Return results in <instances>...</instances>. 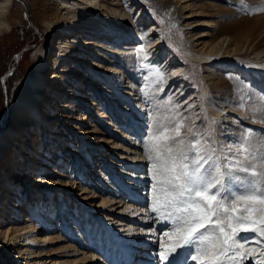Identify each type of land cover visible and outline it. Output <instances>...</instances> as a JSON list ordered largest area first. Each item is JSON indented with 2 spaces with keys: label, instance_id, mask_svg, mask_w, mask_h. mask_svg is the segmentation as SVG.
Instances as JSON below:
<instances>
[{
  "label": "rangeland",
  "instance_id": "rangeland-1",
  "mask_svg": "<svg viewBox=\"0 0 264 264\" xmlns=\"http://www.w3.org/2000/svg\"><path fill=\"white\" fill-rule=\"evenodd\" d=\"M14 1L13 25L9 31L5 30L3 34L0 35V142L7 128L13 127L14 117L12 114V106L16 92L15 87H18L20 82L29 75H35V59L41 54L46 55L48 60L52 58L51 55L54 52L53 45L58 35L54 34L52 36V34L47 31L44 26V20L47 16H51L50 18L53 17L54 19L62 18L61 13H59L60 10L58 6H56L57 2L54 0ZM119 2L123 8V10L121 9L122 13L126 14L125 21H127L128 31L137 35L136 38H134L136 40H133L134 42L136 41V49L115 60L118 63L117 66L111 64V56L113 55L108 56V60L111 61L110 64L116 68L118 67L122 72L116 73L120 76V80L113 78L112 71L104 75L98 70L89 68L91 72L100 73L102 83L105 87H108L107 90L111 89L120 94L119 91L115 90L118 88L117 85L120 87L128 86V88L126 87L123 89L125 93L119 95L121 98L119 96L116 98V100L120 98V100L118 99L120 102L116 101V103L120 106L122 105L120 108L126 112L124 116H122L123 112L119 109V106L116 104L112 105L113 103L110 105L111 107H108V112L106 111L107 115L115 124V126L110 129H112V131H119L117 133L116 131H113L114 133L109 131L110 134L108 133L107 136L116 138V142L118 143L116 144L118 146L115 149L106 147V149L102 148V150H99L93 146H84L81 144L82 142L73 135V140L76 144L70 141L68 143L58 144L62 150V152L59 153H62V158H72V160L75 157H80L81 159L77 158L80 160L79 162L88 168V172L84 171L85 173L93 174V172H97V169L101 170V166L99 167V165L101 164L100 162H102L101 168L104 167L103 173H107V175H102L101 179H104L105 176L111 179L112 181L108 182V184L112 183L114 187L116 185V177L112 175L108 176L110 174L109 168H113V170L118 169V171L122 169L127 170L128 174L123 171V176L132 175L136 171L134 168L136 167V163L129 162L128 158L130 159L132 157L136 160L138 159L136 155L140 154V162L144 163L143 168L146 170L145 175L148 174L150 180L145 183L147 187L146 193L148 194H146V202L148 204L145 202L142 208L147 212L143 211L142 213L140 211L141 213L139 214L146 215L147 213L148 216H151L149 222L151 226L147 229L154 230L158 228L160 224L157 219L163 218H156L155 214L149 210L152 202V167L151 162L148 161L147 157L144 155L143 142L152 131L153 124L156 121L167 123V118L169 117L183 119L185 127L182 130L181 138L185 139L186 142L197 139L201 144H205L207 146V154L212 157V160L215 161L222 170L227 167L229 163L238 161L243 167L247 166L250 162L256 163L261 158H264V67H261L264 66V11L261 10L264 9V0H119ZM110 14L113 17V14ZM28 15L32 22H29ZM230 38L232 39L230 41L231 45L229 48H226ZM129 39H131V35ZM224 39H226L225 44L223 42ZM223 44L224 48L222 49ZM43 45L48 47L50 51L49 49L43 50V48L40 50ZM190 45L204 55H212L213 57L217 55V57H220L222 53L223 56L232 55L233 57H241L249 59L250 61L260 62L254 66L245 67L244 69L233 66L227 62L220 63L217 60L205 64L201 61L199 62V60L190 58L186 51V48L188 46L190 47ZM51 52L52 54H50ZM69 55L71 54L69 53ZM210 59H212V57ZM52 68L53 67L50 65L45 72L44 81L47 82L48 76L54 71ZM114 72H116V70ZM118 80L120 82H118ZM85 82H88L87 77L82 76L79 80V84ZM90 83L92 84L91 81L89 84ZM89 88H93L97 91L96 87L89 86ZM63 90L66 89H62V91L58 93H64ZM99 90L100 89H98V91ZM47 91L48 88L43 87V92L45 93ZM68 92L69 91H66V94ZM114 93L115 92L109 94L100 93V110L98 112L105 111V104L113 99L112 96H114ZM133 97H140V102H135ZM70 98L73 97L70 96ZM210 100H214L217 104L218 114H212L210 111L211 108H208V101ZM82 103H84L86 110L83 109V112L80 113L78 111L79 108H77L76 112H73L82 116L80 119L82 122L78 123V129L83 131L85 135L93 128H96V131H104V129H107L108 127L102 122L107 119L96 117V115L98 116L97 113H91V109L94 108L89 105V102ZM40 119L41 115L37 120L39 121ZM45 121L48 120L42 118L39 123L36 122V128L35 126L30 127L25 135H29L31 137L30 140H33L35 138V132L36 135L39 134V129L43 127L41 122ZM90 121H92V124L94 123V127H90ZM44 126L46 131L51 127V125L45 124ZM139 127H142L143 130L141 131ZM188 128L193 129V132L196 133L195 137L188 132ZM54 129L53 132L49 131L51 137L54 136L53 133L58 132V128ZM120 132H123V134H120ZM72 133L78 134V132L75 131ZM96 135L100 136V134L93 133L92 137H96ZM124 135L126 138H124ZM51 137L42 136L41 138H46L47 141H49ZM111 137L105 139L106 137L103 136L97 138V140L105 139L102 144L108 146V141ZM16 142L17 140L14 142L12 141L6 151H0V176L2 174H7V172L5 173V169H8L9 165L13 166L16 162L10 158L13 152L17 151L19 154V149L25 148L20 146L18 142L16 144ZM44 144V148H46L50 155L52 154L51 156L56 158L57 156L54 155V147L49 146L47 142H44ZM77 144H79L78 147ZM122 146H125V148L127 147L128 150L126 153L123 152L125 149L122 148ZM70 147L80 148L82 150V155L73 156L69 151ZM89 149L94 152L97 150V152L89 156V154H87ZM243 149H247V151H243ZM105 150L108 151L105 153V155L108 156L106 157V161L109 162V159H113L114 163L118 165H112L110 163H106L107 166L105 165V159L103 160L104 156L101 153V151ZM27 152L29 154L31 153L30 147H28ZM29 154L26 155V158ZM118 154H122L123 159L117 156ZM246 155L249 156L248 160L245 159ZM24 156L25 155L21 153L20 159L24 158ZM56 159L58 165L50 162L48 163L47 161L45 162L49 164V166L60 168V164H63L61 163V158L58 157ZM75 162L77 161L69 165V170L65 171L68 177L47 173L49 168L36 165L35 169L46 172V175H43L46 179H54L57 177L63 178L64 181L60 186L58 185V189H47V195L42 193L40 195L42 199L38 200L39 197H35L33 192H35V190L42 192L43 190L40 188L33 189V187H31V182L27 183L23 179L20 185L25 188H18L21 198L17 203L23 204L26 207L28 206V212L24 213L19 210L14 212L13 207L10 206L11 212L8 209L9 211H4V213H10L14 218H24L20 220L21 222L30 219L34 225L50 230L52 227L56 226H51L47 223V220L45 221V225H43V221L40 220L38 206H36L35 202L39 204L43 202L48 207L50 206V208H48L49 216L55 218L58 223L60 222V214L63 210L62 207L65 208L69 205H86V202L90 200L89 204H94L96 206V204L101 202L102 198H107L112 202L116 201L118 204H125L122 200H117L118 197H116V200L111 196L106 197L107 194L109 195V193L112 192L110 189L106 190L110 186L102 184L100 187L101 181H98L100 176L96 178L97 183H95L89 180L90 178H88L87 174L78 173L75 168ZM98 162L100 163L99 165ZM23 163H21V165ZM32 166V162H27L25 170L27 168L31 169ZM105 167L108 169H105ZM256 169L257 171H264L258 163L256 164ZM242 172L243 171L236 170L233 175L239 177L248 176V178H246L249 180L251 176ZM21 174L23 175L24 172ZM123 176L121 177L123 178ZM86 179L87 183H84ZM251 179L264 181V177H251ZM2 180L11 181L10 178L5 176ZM18 180L21 181V178H18ZM65 181L79 182L76 184L79 185L78 187L84 190L87 189V192L82 195L91 198H88L87 201H85V199L79 200V195H81L83 190H79L73 183H71L72 185L70 184V186L75 185L73 190H76V187L77 190L66 193L70 186L65 184ZM0 187L3 186L0 185ZM237 187L241 188V190H246L249 189L250 186L247 182L242 184V181L233 180L231 184H227L226 182V188H222L221 192L223 194L224 191L227 190L236 194L234 190ZM142 191H145V189ZM3 192L4 191H2V193ZM57 192H59L61 196H59ZM61 197L66 199L62 200L60 199ZM79 202H82V204L79 205ZM60 203L61 205L59 206ZM90 207L91 206L87 207L84 214L85 217H90L91 212L95 211V209L93 211L89 210ZM69 209L75 213L77 212V214L80 212L79 209L77 211L75 207H70ZM1 213L2 212H0V216ZM14 213H16L17 216L14 215ZM6 217L8 218V216L5 215L4 218ZM81 218L83 217L78 216L77 221L80 228H82V225H85ZM79 219L81 221H79ZM0 222L4 221L0 219ZM64 226L65 225L61 228V230H63V239L68 240V242H56V244L52 246L44 247L45 250L48 251H46V255L49 256L44 258V260H46L48 264H52L53 262H57L58 264L103 263L104 258L96 256V252L90 251L88 255L91 254L87 256V258H82V256L87 254H79L84 253L85 244L87 242L86 238L89 236L91 237L92 232L98 229L96 225L93 228H90L91 226L87 227L86 232L88 235H85L86 238L77 243L72 241L73 237L71 238V236L74 235L72 227L67 226V228H65ZM165 227L169 229L163 230ZM171 227V223L167 221L164 227L161 228L163 231L159 229L158 234H156L158 235L157 237L152 233L148 235L152 236L150 239L155 238L158 240L149 242L150 244L158 243V248L154 251L156 254L161 251L160 244L167 242L164 233L165 231H171ZM88 228L92 230L88 232ZM67 229L68 231H66ZM54 233L58 234L59 232L54 231ZM161 237L163 240L160 239ZM99 239L98 243L100 242ZM4 240L5 239L1 238L0 243H3ZM105 240L111 245L114 242L108 236H106ZM140 244L144 246L142 243ZM65 245H69L70 247L73 246L74 249ZM113 247L119 250L118 246ZM177 250L176 253L171 255V264H173L172 261L177 256V252L179 251ZM121 255H123L122 252ZM5 256L4 254V257ZM185 256L184 264H196V262L191 260L188 251L185 252ZM109 257L110 259L116 260L118 258V253L113 251ZM6 259L0 257V264H15V261L12 262L9 259L7 261ZM91 259H93L92 262ZM237 259L243 264V260H241L242 257H238ZM107 264H110V262ZM118 264L122 263L120 262Z\"/></svg>",
  "mask_w": 264,
  "mask_h": 264
},
{
  "label": "bare ground",
  "instance_id": "bare-ground-1",
  "mask_svg": "<svg viewBox=\"0 0 264 264\" xmlns=\"http://www.w3.org/2000/svg\"><path fill=\"white\" fill-rule=\"evenodd\" d=\"M54 1L57 2L56 6H58L59 8L60 10L59 13H61L62 18L54 19L53 17L50 18L51 16H47L46 19L44 20V26L46 27L47 31L50 34H52V36L54 34L58 35L56 37L55 44L53 45V50H56V54L54 55L55 58L53 59L52 57L51 59L48 60L46 55L41 54L38 58L35 59V63H34L35 75L33 76L29 75L20 82L18 87L17 86L15 87L16 92L12 106L13 107L12 114L14 117L13 127L7 128L0 142L1 152L6 151L10 143L16 140L18 143H20V146L25 147L23 149L22 148L19 149V154L17 151L13 152V155L10 156V158L11 160H15L17 163L16 162L14 164L12 163L13 166L9 165V168L5 169V173L7 172V174L5 175L2 174L0 176V185L3 186L0 187V212H2L0 219L1 221L7 222V223L0 222V240L1 238L5 239L3 243H0V257L5 259L7 258L6 259L7 261L8 259L11 260L12 262L15 261V264H48L47 261L44 260V258L49 257L46 255L48 251L45 250L44 247L50 245L52 246L53 244H56V242H64V241L68 242V240L63 239L64 237L63 230H61L63 225H65L64 226L65 228H67V226L72 227V229L74 230L73 236L75 238L74 237L72 238V236L71 238L72 241L76 243L86 238L85 235H88L86 232L87 227L91 226L90 228H93L96 225L98 229L92 232L93 238L91 234V237L89 236L86 240L87 244L93 245L92 248H97L99 250L106 249V243H104V241H100L98 243V239L101 237L100 236L101 234H99V236L97 234L98 232L99 233L107 232L106 235L104 236V239L106 238V236H108L111 238V240L114 241L113 244L110 245V248H112L113 246L117 247L118 244L120 245L123 258L122 259L119 258L118 259L119 262H121L122 264H124V262L125 264H154L156 262V258H158V254L154 252L155 249L158 248V243L150 244L149 242L151 241L154 242L158 240H156L155 238L150 239L152 238V236L151 235L148 236V235L152 233L153 235H155V237H157L158 235L156 234H158L159 229L160 231H163L169 228L165 227L163 230H161V228L164 227L167 221L164 219H157V221L160 222L158 228H155L154 230H148L147 228L151 226L149 225L151 216H148L147 213L146 215L139 214L141 212L143 213V211L147 212L145 209H142L146 197L145 193L142 190L147 188L145 183L148 182V180L150 179L148 174L145 175L146 170L145 168H143L144 163L140 162L141 160L140 154H137L136 152L133 153L137 154L135 155L138 159L135 160L132 157L130 159L128 158L129 162L136 163L135 165L136 167H134L136 170L135 173H133L132 175H127L128 179L125 180H123L121 176L118 177L120 178L122 183L124 182L126 183V185L130 186L128 190L131 197L140 198V200L135 199L134 201L135 203L132 205H128L129 203L118 204V202L116 201L112 202L107 198H102L101 202H99V204H96V206L94 204H89L90 200L89 201L87 200L88 198L91 197H84L82 195L83 193L87 192L86 191L87 189L84 190L81 189V187H78L79 185L76 184H78L79 182L77 183V181H72V182L65 181V184H67L68 186H70V184L73 183L78 187L79 190H83L81 195H79L80 197L79 200L85 199V201L87 202L86 205L84 204L81 205L82 202H79V205H81L82 207L72 206V205L66 206L65 208L62 207L63 210L60 214L61 217L59 223L56 222L55 218H51L49 216L50 214L48 212L49 211L48 208H50V206L48 207L43 202H42L43 204L40 203L41 205L38 202H35L36 206H38L37 208L40 212L39 213V216L41 218L40 220L43 221V225H45V221L47 220V223H49L51 226L54 225L56 227H52L50 230H46L44 229V227H39L34 225V223L30 221V219L29 220L26 219L25 221L22 220L24 222H21L20 220L24 218H20V217L14 218L12 214L4 213V211H9V210L11 212L10 206L13 207L14 212H16V210L23 211L24 213L28 212L27 209L28 206L26 207L23 204L17 203L21 198L20 193L18 192V188L24 187L20 185V182H22L23 179L27 183L31 182V187H33V189L40 188L43 190L42 192L38 190H35V192H33L35 197L37 198L39 197L38 200L42 199L40 196L42 193H44V195H47L48 192L47 189H58L60 184H62V182L64 181L63 178L61 179L57 177L54 179H50V178L46 179L45 176L43 177V175H46V172L35 169L36 165H41L42 167L49 168V171L47 173L56 174L61 177H68V174H66L65 171L69 170L70 168L69 165H72L74 161H77L75 162L76 163L75 168L77 169V172L82 173L84 175L87 174L89 178L92 177L94 172L93 174L84 172V171L88 172V168H86V166L82 165L79 162L80 160H78L77 158L81 159L80 157L77 158L75 157L72 160V158L70 159H67L65 157L62 158V153H59L62 152V150L60 149L58 144H64L65 142L68 143L69 141L76 144L73 140V135H75V137L78 138L82 142L81 144H83L84 146H93L99 150H102V148L106 149V147H108L109 149L110 148L115 149L118 146L117 145L118 143L116 142V138L107 136L108 133L110 134L109 131H111V133H114L113 131L116 130L112 131V129H110L111 127H114L115 124L112 122L111 118L107 115L106 111L108 110L107 109L108 107H111L110 105L112 103H113L112 105L115 104L118 105L116 101L120 100L121 96L119 95L125 93L123 92L124 91L123 89H125L126 87L128 88V86L120 87L119 85H117L118 88L115 90L119 91L120 94H118V92L116 91H112L111 89L107 90L108 87H105V85L102 83V77L100 76V73L106 75L108 74V72L112 71L113 78H115L116 80L117 79L120 80V76H118L116 73H122V72L119 70L118 67L116 68L111 64L117 66L118 63L115 60L123 57V55L131 53L136 49L135 46L136 41L134 42L133 40L134 38H136L137 35L136 34L134 35L132 32L128 31L127 21H125L126 14L122 13L123 8L119 0H54ZM0 4L3 5V7L0 8V35H1L5 30L9 31L13 25L15 1L0 0ZM110 13L113 14V17ZM28 19H29V15H28ZM29 22L32 21L30 20ZM130 35H131V39H129ZM231 40L232 39L230 38L229 41L227 42L226 48H229V46L231 45L230 44ZM225 41L226 39L223 40L224 44ZM224 44L222 46V49L224 48ZM42 48L43 50L49 49L45 45H43L40 48V50H42ZM186 51L190 56V58L199 60V62L201 61L205 64L217 60L220 63L227 62L233 66H237L241 69L242 68L244 69L245 67H250L251 65L254 66L260 62V61H250L249 59L241 58V57H235V56L233 57L232 55L223 56L222 53L220 57H217V55L214 57L212 55H207V54L204 55L199 50H196L195 47H193L192 45H190V47L188 46L186 48ZM69 53L71 55H69ZM109 55H113L111 56L112 62L108 60ZM211 57L212 59H210ZM50 65L53 67L52 69H54V71L52 72L53 74L52 77H54V80L51 81V79L49 80L47 79L46 82L44 81V74L48 70ZM261 67L263 68L264 66ZM89 68L93 70H98L100 73L91 72L89 71ZM115 70L116 72H114ZM82 76H86L88 82L79 84V80ZM119 80L118 82H120ZM90 81L92 82V84L91 83L89 84ZM89 86L96 87L97 91H95L93 88H89ZM43 87L48 88V91L44 93ZM62 89H66V90H63L64 93L59 94L58 92H61ZM98 89H100L104 94L115 92L114 96H112L113 99L111 98L112 100H109V102L105 104L106 105L105 108L107 110L105 109V111H101V112L98 111L100 110L99 102H100V93L102 94V92L100 90L98 91ZM66 91L69 92L66 94ZM70 96H72L73 98H70ZM118 96L120 98H118L119 100L118 99L116 100ZM133 99H135L134 100L135 102L136 101L140 102L139 100L141 98L133 97ZM82 102H89V105H91L92 108H94L91 109V113L94 112L98 114V116L96 115V117L107 119L102 122L103 124L105 123V125L108 127L107 129L109 130L104 129V131H96V128H93L94 130L92 129L91 131L87 132V134L85 135L83 131H80L78 129V123L82 122L80 120L82 116L77 115L76 113L73 112H76L77 108H79L78 111L80 113L83 112V109H85V107H84V103ZM118 106L119 109L125 114L126 112H124L123 109L120 108L122 107V105L121 106L118 105ZM209 107L211 108L210 111L212 114L219 113V111L217 110L218 106L214 102V100L208 101V108ZM40 115H41V119L43 118L48 121L41 122L43 127L39 129L40 133L36 135L35 132L34 135L35 138L33 140H30L31 137L29 135L26 136L25 133L28 131L30 127L35 126L36 122L39 123L41 121V119L39 121L37 120L40 117ZM90 122H91L90 127H94L95 126L93 125L94 123L92 124V121ZM44 124L51 125V127H49L46 131ZM54 128H58V132L53 133L54 136L51 137L49 131L53 132L55 130ZM139 128L141 129V131L143 130L142 127ZM74 131L78 132V134L72 133ZM117 132L119 131L117 130L116 133ZM123 132H120V134H123ZM93 133L100 134V136L96 135V137H92ZM18 136L20 139L18 138ZM42 136H48L51 137V139L47 141L46 138H41ZM103 136L106 137L105 139L111 137V139L108 141L109 143L108 146L102 144V142H104L105 139L97 140V138ZM124 138H126L125 135ZM43 141L45 143L47 142L49 146L54 147V152H55L54 155L57 156L56 158L58 157L61 158L60 160L61 163L63 164H60V168L49 166V164L45 162L47 161L48 163L50 162L53 164L58 163L57 159L51 156L52 154L50 155V153L46 150V148H44L45 144ZM78 145L79 144H77V147ZM28 147H30L31 150L30 154L27 152ZM122 148L125 149V150L123 149L124 150L123 152L126 153L128 150L127 147L125 148V146L124 147L122 146ZM69 151L73 156L82 155V150L80 148L77 149L75 147H70ZM95 152H97V150H95ZM106 152L108 151L106 150L101 151V153L104 156L103 160L104 159L106 160V157H108L105 155ZM21 153L25 155L24 158L22 159H20ZM28 154L29 156L26 158V155ZM117 156L123 159L122 154L120 155L118 154ZM82 160L85 161L84 159ZM108 161L112 165H118L114 163L113 159H109ZM27 162L29 163L32 162L33 166L31 169L27 168L25 170ZM21 163L23 164L21 165ZM100 163H98V165L100 164L99 167L100 166L102 167V162ZM105 169L108 168L105 167ZM101 171L102 173L104 172V167L101 168ZM20 172L21 173L24 172V174L22 175ZM104 174L107 175V173H103L102 175ZM4 176L10 178L11 181H7V180L3 181L2 179H4ZM98 177L99 176H97L96 173L95 178L91 179L90 181H94L95 183H97L96 178ZM246 177L248 178V176ZM246 177H244L243 180L244 183L246 182L248 183V179ZM18 178H21V181H19ZM2 181L3 183L1 184ZM243 181L242 184H244ZM84 183H87V179L85 180ZM75 185L70 186L67 189L66 193H71V191H76L77 187L75 188L76 190H73ZM111 185L113 187L111 189L112 192H115L117 188H114V185L112 183ZM2 191L4 192L2 193ZM57 193L59 195V192ZM115 195L116 197H118L117 193H115ZM107 196L108 194L106 195V197ZM60 199L64 200L66 198L61 197ZM136 203H138V205H135ZM72 204L74 205L73 202ZM60 205L61 203L59 204V206ZM88 206H91L89 210L93 211L95 209V211L91 212L90 217H85L84 214ZM70 207H75L77 211L79 209L80 211L78 212L79 214H77V212L75 213L73 211H70L69 209ZM149 210L151 212V207L149 208ZM5 215L8 216V218L6 217L7 219L4 218ZM14 215L17 216L16 213H14ZM78 216L83 217L81 219H83L82 221L85 223V225L84 226L82 225V228H80V225L77 222ZM155 216L157 218L156 214ZM79 221L81 220L79 219ZM99 226L101 228H99ZM90 228H88V232L92 230ZM54 231H57L59 233L55 234ZM66 231H68V229ZM254 236L255 234L253 233H241V239L247 242V246L249 249H258L260 247L259 245L252 242V238ZM160 239L163 240L162 237ZM140 243H142L144 246H142ZM65 246H68L69 248L72 247L71 249H74L73 246L71 247L69 245H65ZM110 248H108V250ZM84 250H85L84 253H79V254H87L82 256V258H87V256H89L91 253L88 255L90 250L87 249L86 244ZM187 251L188 250H186L185 252ZM4 254L8 257L6 256L4 257ZM259 258H260L259 251H253L249 253L247 250H245L244 256H242L241 260H243V264H251V262L254 264H258ZM139 260L141 262H139ZM158 260L159 259H157V261ZM92 261L93 259H91V262ZM52 264H58V263L53 262ZM102 264H107L104 259Z\"/></svg>",
  "mask_w": 264,
  "mask_h": 264
},
{
  "label": "snow or ice",
  "instance_id": "snow-or-ice-1",
  "mask_svg": "<svg viewBox=\"0 0 264 264\" xmlns=\"http://www.w3.org/2000/svg\"><path fill=\"white\" fill-rule=\"evenodd\" d=\"M167 120L156 121L143 142L152 167L151 212L172 226L164 233L167 242L160 244L159 260L171 264L170 256L186 248L196 264H241L237 258L247 250L259 251L258 264H264V181L249 179L247 190L221 192L226 182L244 180L233 175L236 170L264 177V171L256 169L257 163L264 169V158L243 167L238 161L229 163L222 170L205 144L181 138L183 119ZM188 132L196 136L192 128ZM241 233L255 234L252 242L260 247L249 249Z\"/></svg>",
  "mask_w": 264,
  "mask_h": 264
}]
</instances>
